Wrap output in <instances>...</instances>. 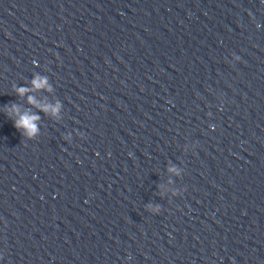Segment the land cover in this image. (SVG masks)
Returning a JSON list of instances; mask_svg holds the SVG:
<instances>
[{"label": "clouds", "instance_id": "9594fccd", "mask_svg": "<svg viewBox=\"0 0 264 264\" xmlns=\"http://www.w3.org/2000/svg\"><path fill=\"white\" fill-rule=\"evenodd\" d=\"M33 86L35 88H40L43 86V78H37L33 80ZM18 95H24L28 89L26 88H18L17 90ZM29 102L35 104V99L33 97H29ZM47 111V109H44ZM53 111H58V106L53 109ZM6 114L9 115V117L15 116L14 120V126L16 129L20 130L22 129V134L31 138L34 136L38 131L37 121L40 119V117L36 114L24 112L21 113L19 106L16 104H12L10 108L6 109Z\"/></svg>", "mask_w": 264, "mask_h": 264}]
</instances>
